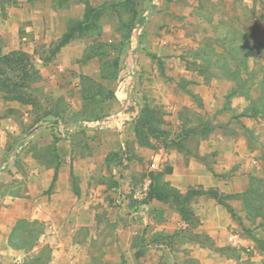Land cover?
I'll return each instance as SVG.
<instances>
[{
  "label": "rangeland",
  "instance_id": "obj_1",
  "mask_svg": "<svg viewBox=\"0 0 264 264\" xmlns=\"http://www.w3.org/2000/svg\"><path fill=\"white\" fill-rule=\"evenodd\" d=\"M37 2L45 5L44 0ZM48 2V32L40 29L37 41L27 39L19 49L28 55L30 66L25 73L4 72L13 79L8 95L19 100H0V257L9 256L2 253L4 230L13 224L16 231L8 244L33 234L25 249L36 242L41 248L27 255L25 264H47L51 251L41 237L46 227L34 217L40 201H52L56 172L59 182H70L69 192L62 187L69 202L55 211L64 225L70 200L76 205L81 193L90 197L85 213L94 219L71 235L77 263L127 264L124 244L132 240L136 259L146 253L156 259L155 249H145V244L156 241L172 253L168 250L161 264H194L182 247L184 241L196 239L192 235L196 220L173 237L162 236L155 221L163 219L161 204L177 212L183 207L185 217L193 196L213 193L198 186L180 193L169 182L172 161L178 159L169 156L174 149L195 154L202 139L214 133H240L246 138L247 157L229 171L233 178L250 182V209L263 218L259 222L246 217L249 222L241 223L239 234L263 249L264 0ZM67 32L73 38L59 47ZM0 46L1 54L8 53L3 43ZM196 66L197 76L210 83L221 79L219 85L227 80L234 89L214 95L219 100L214 106H202L195 93ZM129 76L135 111L123 133L99 127L101 120L119 110L117 87ZM0 82L1 89L11 87L1 78ZM202 160L214 169V157ZM156 193L171 197L151 204L149 196ZM149 204L153 217L145 225L142 212L145 206L150 211ZM150 233L154 241L145 243ZM69 237L64 234L61 242ZM202 241L209 246L207 239ZM220 252L242 256L230 248Z\"/></svg>",
  "mask_w": 264,
  "mask_h": 264
},
{
  "label": "crops",
  "instance_id": "obj_2",
  "mask_svg": "<svg viewBox=\"0 0 264 264\" xmlns=\"http://www.w3.org/2000/svg\"><path fill=\"white\" fill-rule=\"evenodd\" d=\"M44 1L45 5L42 3V6H40L37 0H0V43H3V49L8 51V53H5V50L2 49L4 54L0 53V57L6 56L11 52L20 51L21 43L27 39L33 42L37 41L40 29L46 28L48 32L50 6L47 4L48 0ZM198 61L201 62L200 60ZM198 70H200V67L196 66V76ZM197 77L196 99L202 106H214L219 101H215L214 95H220L223 90H233L235 86L227 80L221 81L222 85H219L218 80L221 79L210 83L199 75ZM0 100H2L1 96ZM202 140L195 154H186L185 151L178 149L170 151L171 155L169 157H174L178 160L172 161L171 159L172 174L169 175V182L182 194L188 188H196V186L205 191L212 190L215 192V197L211 194L193 196L189 205L193 217L198 221V224L192 228L193 234L207 236L213 243V248L201 246L196 242L187 240L184 241V247L182 248H187L188 260L194 264H244V260L247 259L250 260V264H264L262 261L264 260V252L258 250L254 240L248 239L246 241L239 234L243 232L242 224H245V221L249 222L246 217L252 216L254 220H263L261 215L253 214L252 209H250L248 200L250 182L243 179V177L233 178V174L229 171L234 163L247 157L246 138L240 133H214L204 137ZM206 155L211 158L214 157L216 160L213 165L214 169H209L208 165L202 160ZM57 175L53 184L55 187L54 194L50 195L52 201H47V203L40 201V205L35 208L37 213L34 218L42 222L46 227V234H42L41 237H44L45 244L48 245L51 251V257L47 264H80L72 257V251L75 250L76 246H74L71 235L93 221V215L89 216L85 213L90 204V197L81 193V202L79 200L76 205L73 203H77V201L74 199L70 200L72 203L68 205L69 219L68 223L65 222L64 225L63 221L60 222L58 220V213H55V211H58V208L62 210L61 205L63 206L64 203L69 202L68 198L63 197L62 187L64 184L66 186L65 192H69L70 182L68 179H60L59 182ZM74 196L78 198L77 194ZM222 202L233 211L236 215L235 218ZM155 203H158V201L151 200V204ZM149 206L151 208L150 211H148L149 207L145 206V212H142L145 225L153 217L152 207L150 204ZM161 206L163 219L160 222L155 221V223L157 225L156 230L161 232L162 236L173 237L180 229L190 228L189 224L181 218L176 210L165 204H161ZM78 207L79 210L77 211ZM4 231L6 234L4 247L6 251L4 250L2 253L9 256L0 257V264H25L27 262L26 256L41 248L38 242L29 249L12 246V244H8V241L13 238L16 231L14 225L11 224L9 227H5ZM148 231L149 228H147ZM118 232L120 233L121 230H118ZM64 234H70L66 243L61 242ZM148 235L149 238L148 236L144 237L145 243L148 240L154 241V234L150 233ZM14 242H12L14 245H18V242ZM154 242L155 244H145V249H155L158 253L154 260L149 259L148 253H146V257L136 259L133 241L130 240L128 244L126 242L124 250H128L127 264H161L163 256L168 250L169 255L172 256L170 247L162 242ZM224 248H230L232 251L246 256H225L222 255V252L216 251V249ZM247 253H252L253 255L248 256ZM59 256L61 259L64 256V261L58 259ZM180 263V261H174V264Z\"/></svg>",
  "mask_w": 264,
  "mask_h": 264
},
{
  "label": "trees",
  "instance_id": "obj_3",
  "mask_svg": "<svg viewBox=\"0 0 264 264\" xmlns=\"http://www.w3.org/2000/svg\"><path fill=\"white\" fill-rule=\"evenodd\" d=\"M73 38V35H71L70 33H64L62 35V38H61V42L59 43V47H63L65 44H67L71 39ZM28 55L24 52H20V51H15V52H11L9 53L8 55L6 56H2L0 57V78L6 82L7 85L11 86V87H3L2 89L0 88V91H2L3 95L1 96L2 97V100H8V99H15V100H19L18 98L16 97H13L12 95L9 96L8 94L12 93L13 91V87L14 85H12V81L13 79L11 77H6L4 76V72H6V74L8 72H18V74L20 73H25L26 71H24L27 67H29L30 65H28ZM223 68V67H222ZM223 72V71H222ZM232 72V71H231ZM230 72V73H231ZM10 78V79H9ZM231 81V80H230ZM1 83V82H0ZM23 103V101H20ZM262 112H264V109H262ZM55 177H56V172H55ZM213 197L216 196V194L213 192L211 194ZM171 195L169 194H165V193H156V194H153V195H150L149 198L150 200H157V201H160V202H166L170 199ZM221 200V199H220ZM223 204V203H222ZM225 205V204H224ZM226 206V205H225ZM183 207H180L178 209V213L179 215L181 216V218L187 222V224L190 225H193L192 222H194L195 220V223L194 224V227L198 224V221L197 219H195V217H193L192 213H191V210L186 213L185 212V217H184V210L182 209ZM226 208L228 209V211L230 212V214L235 218L236 215L233 213V211L228 207L226 206ZM180 209H182L183 211H181ZM194 220V221H193ZM193 227V228H194ZM196 239L193 240V242H196L198 244H200L201 246H206L205 242L202 241V239H207L208 242L210 243L209 244V248H213V243L211 242V240L207 237V236H201V235H196V234H192ZM33 234H31V236H28L27 239L25 240H22L21 243H18V245H14L13 243L12 246H19L21 248H26V244L28 243V240L30 238H33ZM35 240V239H34ZM36 242V241H35ZM255 244H257V241L254 240ZM260 241H258L259 243ZM262 243V242H261ZM32 247V246H31ZM225 250L224 249H216V251H223ZM258 250L264 252V247L263 249H259Z\"/></svg>",
  "mask_w": 264,
  "mask_h": 264
},
{
  "label": "built area",
  "instance_id": "obj_4",
  "mask_svg": "<svg viewBox=\"0 0 264 264\" xmlns=\"http://www.w3.org/2000/svg\"><path fill=\"white\" fill-rule=\"evenodd\" d=\"M134 75V74H132ZM128 80V81H127ZM127 80H122L117 87V98L120 104L119 110L117 113L110 115L108 118L101 120L98 123L99 127H108L111 126L122 132V127L126 121L129 120V117L133 116L134 111L132 110L133 105L130 104L129 93L131 90L132 77H128ZM156 164H153L154 168Z\"/></svg>",
  "mask_w": 264,
  "mask_h": 264
}]
</instances>
